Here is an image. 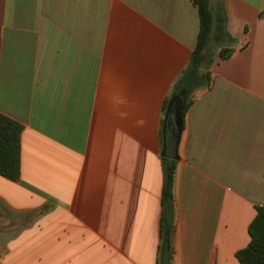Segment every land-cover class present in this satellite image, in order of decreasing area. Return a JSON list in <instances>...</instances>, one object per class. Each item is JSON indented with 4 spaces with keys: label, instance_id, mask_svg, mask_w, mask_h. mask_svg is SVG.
I'll return each instance as SVG.
<instances>
[{
    "label": "crops",
    "instance_id": "obj_1",
    "mask_svg": "<svg viewBox=\"0 0 264 264\" xmlns=\"http://www.w3.org/2000/svg\"><path fill=\"white\" fill-rule=\"evenodd\" d=\"M219 1L232 53L180 129L170 264H240L264 206V0ZM198 27L191 0H0V113L22 125L0 264H160L162 103Z\"/></svg>",
    "mask_w": 264,
    "mask_h": 264
},
{
    "label": "trees",
    "instance_id": "obj_2",
    "mask_svg": "<svg viewBox=\"0 0 264 264\" xmlns=\"http://www.w3.org/2000/svg\"><path fill=\"white\" fill-rule=\"evenodd\" d=\"M197 8L199 27L197 40L189 60L174 81L169 94L162 103L166 116L173 113L178 127L184 125L188 108L195 100L197 91L211 87L210 66L215 58L225 59L232 53L233 36L226 29V13L222 1L213 10L210 0H191ZM22 125L0 113V175L13 181L20 178V135ZM176 158L170 159L162 154V219L163 232L173 225V179ZM255 216L248 225L250 240L237 250L235 256L240 264H264V206H255Z\"/></svg>",
    "mask_w": 264,
    "mask_h": 264
},
{
    "label": "water",
    "instance_id": "obj_3",
    "mask_svg": "<svg viewBox=\"0 0 264 264\" xmlns=\"http://www.w3.org/2000/svg\"><path fill=\"white\" fill-rule=\"evenodd\" d=\"M180 129L173 113L166 116L162 127V154L170 159L176 157ZM172 246L170 245L169 231H166L160 253V264H170V254Z\"/></svg>",
    "mask_w": 264,
    "mask_h": 264
},
{
    "label": "rangeland",
    "instance_id": "obj_4",
    "mask_svg": "<svg viewBox=\"0 0 264 264\" xmlns=\"http://www.w3.org/2000/svg\"><path fill=\"white\" fill-rule=\"evenodd\" d=\"M210 5H211V8L214 10L215 7L211 3H210ZM163 117H164V114H163ZM161 127H162V125L159 126V138L160 139H161V132H160ZM160 149H162V143H161V141H160Z\"/></svg>",
    "mask_w": 264,
    "mask_h": 264
}]
</instances>
